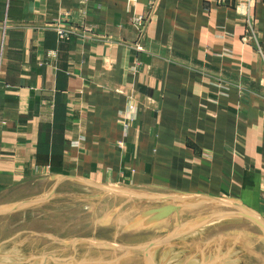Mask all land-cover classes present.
<instances>
[{
	"label": "crops",
	"instance_id": "crops-1",
	"mask_svg": "<svg viewBox=\"0 0 264 264\" xmlns=\"http://www.w3.org/2000/svg\"><path fill=\"white\" fill-rule=\"evenodd\" d=\"M147 1L0 0V194L49 174L264 217V58L243 43L245 0H160L138 40ZM252 14L264 56V2ZM62 19L78 34L59 36Z\"/></svg>",
	"mask_w": 264,
	"mask_h": 264
},
{
	"label": "rangeland",
	"instance_id": "rangeland-1",
	"mask_svg": "<svg viewBox=\"0 0 264 264\" xmlns=\"http://www.w3.org/2000/svg\"><path fill=\"white\" fill-rule=\"evenodd\" d=\"M26 183L0 194V264H264L262 233L225 199L49 174Z\"/></svg>",
	"mask_w": 264,
	"mask_h": 264
},
{
	"label": "built area",
	"instance_id": "built-area-1",
	"mask_svg": "<svg viewBox=\"0 0 264 264\" xmlns=\"http://www.w3.org/2000/svg\"><path fill=\"white\" fill-rule=\"evenodd\" d=\"M136 1L137 0H129L128 7L130 10H132V8L135 6ZM217 1L219 3L225 2V0H217ZM257 1L264 2V0H245L243 4V8L241 12H242V16H244V21H245L244 23L246 29L249 32V36L243 39V43L250 45L252 48H254L257 51L258 55L264 58L259 39L253 32L254 18H253L252 10ZM159 3L160 0H148L143 12L139 15H134L133 27L137 33L138 40L140 39L142 40L144 38L148 24L150 23L153 15L155 14ZM64 23H66V21L62 19L59 20L58 22H55L51 27L56 31V33L59 36L62 37L68 36L70 34H78V31L66 26ZM86 31L83 33L85 36H87ZM83 34H81V37H84ZM136 49H140L138 44L136 45ZM130 108H132V106H130Z\"/></svg>",
	"mask_w": 264,
	"mask_h": 264
},
{
	"label": "water",
	"instance_id": "water-1",
	"mask_svg": "<svg viewBox=\"0 0 264 264\" xmlns=\"http://www.w3.org/2000/svg\"><path fill=\"white\" fill-rule=\"evenodd\" d=\"M218 204L221 206H230L232 209L237 210L238 216L257 227L264 238V217L259 213L249 209L238 199L230 198L225 201H219Z\"/></svg>",
	"mask_w": 264,
	"mask_h": 264
},
{
	"label": "bare ground",
	"instance_id": "bare-ground-1",
	"mask_svg": "<svg viewBox=\"0 0 264 264\" xmlns=\"http://www.w3.org/2000/svg\"><path fill=\"white\" fill-rule=\"evenodd\" d=\"M75 181V180H74ZM79 181V180H78ZM53 193V192H52ZM203 197V196H202ZM192 198H194L195 199V197H192ZM204 198H207V197H204ZM183 199H188V198H183ZM46 200V199H45ZM196 200H198V199H196ZM200 200V202L202 203V200L201 199H199ZM43 201V200H42ZM188 201V200H187ZM192 201H194V200H192ZM207 204V203H206ZM235 212V211H234ZM241 220H243L244 222H246V220H244L243 218L241 219ZM248 222V221H247ZM203 226V225H202ZM198 229V228H197ZM194 231V230H193ZM181 237H182V235H181ZM237 252V251H236ZM235 252V253H236ZM47 258V257H46ZM53 259V258H52ZM55 259V258H54ZM45 261H46V259H44ZM70 260V259H69ZM68 260V261H69ZM55 261L57 262V260L55 259ZM59 261V260H58ZM65 261V260H64ZM67 261V260H66ZM60 262H62V261H60ZM66 263V262H65Z\"/></svg>",
	"mask_w": 264,
	"mask_h": 264
}]
</instances>
